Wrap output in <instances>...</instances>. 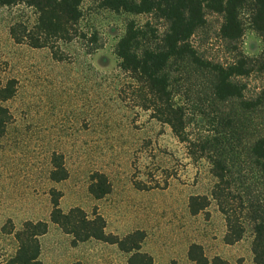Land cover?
I'll return each instance as SVG.
<instances>
[{"label": "rangeland", "instance_id": "rangeland-1", "mask_svg": "<svg viewBox=\"0 0 264 264\" xmlns=\"http://www.w3.org/2000/svg\"><path fill=\"white\" fill-rule=\"evenodd\" d=\"M252 9L253 0H246L238 10L243 34L236 41L222 37L223 17L210 10L190 39L204 64L226 67L241 57L248 60L250 73L234 79L243 86L242 99L218 103L212 95L213 73L190 59L171 64L169 70L189 136L198 140L217 135L222 120L232 119L233 129L224 137L235 160L264 136V33L253 28ZM81 12V36L59 44L65 58L57 61L48 49L19 45L9 36L17 21L34 24L32 8L23 3L0 6L1 78L16 81L14 97L0 104L12 117L0 138V261L14 255L13 233L25 221H45L48 231L39 238L43 264H126L129 255L115 245L94 240L71 245V236L49 220L54 189L62 194V211H95L105 219L107 233L123 237L144 231L141 252L154 264H195L187 256L192 244L200 245L209 261L219 257L229 264H255L250 226L237 243L223 242L226 226L211 199L215 179L208 159H192L167 125L138 107L132 81L120 68L117 43L128 22L146 34L141 48L155 45L168 23L155 12L134 15L104 9L101 0H83ZM241 101L252 102V108L243 109ZM53 154L62 155L68 172L59 183L49 178ZM238 159V167L248 175L243 158ZM95 172L106 175L112 186L101 200L88 192ZM191 196H206L208 207L192 215ZM9 230L12 234L6 233Z\"/></svg>", "mask_w": 264, "mask_h": 264}, {"label": "trees", "instance_id": "trees-1", "mask_svg": "<svg viewBox=\"0 0 264 264\" xmlns=\"http://www.w3.org/2000/svg\"><path fill=\"white\" fill-rule=\"evenodd\" d=\"M83 0H0L1 7L23 3L35 11L36 20L29 26L17 21L9 28L14 43L33 49H48L54 60L63 61L60 43H69L81 36L78 22L82 17ZM246 0H101V6L113 12L134 15L157 13L167 23L166 32L153 46L141 48L140 40L146 34L133 21L125 26V32L117 43L116 55L120 68L132 81L134 100L151 118L167 125L176 139L186 145L188 155L198 160L206 158L211 164L210 173L215 179L211 199L224 217L226 232L223 242L233 245L240 241L250 226L253 232L252 254L255 264H264V136L256 138L247 146L241 157L233 159L226 134L233 129V120L226 118L220 123L222 130L217 135L192 139L187 132L183 108L175 102L171 89L170 66L183 64L190 59L198 66H207L215 77L212 95L218 103L242 99L243 86L234 81L247 76L250 70L247 59L241 57L235 63L223 66L204 64L196 57L190 39L194 32L205 24V10L223 17L221 35L224 39L236 41L243 34L238 10ZM251 23L253 28L264 33V0H253ZM264 64V61H263ZM16 94V81H3L0 70V104ZM252 102L241 101V107L249 110ZM12 117L8 109L0 105V138ZM226 133V134H225ZM225 139V140H224ZM238 158L247 165L248 175L238 167ZM49 178L59 183L68 178L62 155L53 154ZM245 174V175H243ZM247 175V176H246ZM137 186V185H136ZM142 190L141 187H136ZM112 186L107 176L95 172L89 177L88 192L95 200H101L111 193ZM62 194L50 191L51 212L49 220L64 234L71 236V245L90 240L115 245L119 251L128 254L126 264H154L152 257L141 252L145 233L135 230L123 237L107 233L105 219L97 212L86 214L81 208L73 207L64 212L59 207ZM209 205L206 196H191L189 211L192 215L204 211ZM48 231L45 221H25L13 233L17 249L13 256L0 264H43L40 260L39 238ZM12 230L6 231L12 234ZM188 259L195 264H229L214 257L209 261L200 245L192 244L187 252ZM72 264H82L74 262Z\"/></svg>", "mask_w": 264, "mask_h": 264}]
</instances>
